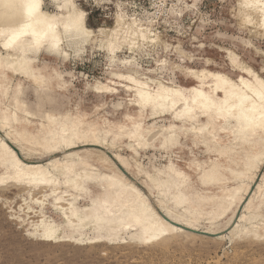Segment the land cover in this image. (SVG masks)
I'll return each instance as SVG.
<instances>
[{"label":"bare ground","instance_id":"1","mask_svg":"<svg viewBox=\"0 0 264 264\" xmlns=\"http://www.w3.org/2000/svg\"><path fill=\"white\" fill-rule=\"evenodd\" d=\"M28 2L0 0V69L30 81L37 100L36 110H27L25 101L21 100L23 89L18 85L10 93L4 84L7 78L0 76V187L23 185L32 193L47 192L54 197L53 209L60 222L43 218L38 224L43 231L41 237L56 243L96 245L121 244L127 237H134L138 244H155L184 233L181 229L198 232L197 222L206 203H200L204 200L199 198L201 201L196 206L191 204L195 207L186 212V179L172 164L156 167L149 163L151 170L148 171L139 160L132 166L118 157L115 163L104 151H100L97 161L90 162L93 151L87 149L96 147L108 151L116 147L118 139L125 138V150L140 156L150 148L167 152L176 147L180 137H191L196 147L216 157L227 155L228 167L222 168L211 161L196 165L200 183L209 188L223 185L224 180L235 184L226 195L212 202L210 227L230 211L226 222L228 232L224 235L249 244L264 243V191L261 190L264 176L253 194L243 199L251 183L249 162L264 155V119L261 118L264 78L232 53L228 55L231 65L241 74L237 80L205 69L188 70L189 77L197 83L190 89L156 78L141 79L137 68L126 75L111 73L132 97V106L151 124L146 129L134 124L125 130L122 127L92 130L78 118L60 113L63 101L49 96L45 89L63 91L67 86L64 82H42L33 73L34 59L40 53L63 61L80 57L87 44L99 36V40L96 38L99 47L113 62L123 48L133 54L149 44L155 45L158 37L135 19L121 15L116 16L112 29L92 31L86 26L85 17L80 24L76 23L83 12L75 0H51L52 13L46 12L43 0H39L38 12L29 17ZM238 15L242 25L252 26L257 36L264 37V0H239ZM49 23L52 29L48 28ZM28 24L32 26L27 29L29 35L9 47L4 46ZM32 31L39 34V45ZM119 62L132 65L131 61ZM92 90L100 97L116 93L99 82ZM141 93L147 103L141 102ZM166 118L171 119L169 124L159 126L157 122ZM29 119L39 121L36 137L27 133L26 129L32 125ZM222 136L228 140L223 148L218 142ZM235 151L241 152L238 160L232 157ZM36 153L40 158H33ZM58 155L62 157L56 159ZM42 157L49 161L43 164ZM236 167L241 169V178L234 176ZM129 175L134 183L128 181ZM207 233L215 235V240L224 236L222 232Z\"/></svg>","mask_w":264,"mask_h":264},{"label":"rangeland","instance_id":"2","mask_svg":"<svg viewBox=\"0 0 264 264\" xmlns=\"http://www.w3.org/2000/svg\"><path fill=\"white\" fill-rule=\"evenodd\" d=\"M238 1L75 0L90 30L112 29L116 16L121 15L126 19H135L143 28L152 30L158 37L157 43L149 44L133 54L123 48L111 62V57L99 47L100 38L96 36L77 58L63 61L40 53L31 64L33 73L42 78V82H64L67 88L63 91L47 87L45 90L48 95L63 101L60 113L78 118L92 130L119 127L125 130L134 124L146 129L151 123L140 116L130 102L132 97L123 91V87L119 86L123 84L117 83L119 81L114 80L111 73L126 75L137 68L141 79L156 78L190 89L196 87L197 83L189 77L188 70L205 69L237 80L241 74L231 65L228 55L232 53L234 58L264 78V37L257 36L252 26L242 25ZM43 9L48 13L54 11L51 0H43ZM121 60L131 61L132 65L120 64ZM2 75L7 78L4 84H7L9 92L12 93L19 85L24 91L21 100L25 101V108L35 111L37 100L32 85L28 83L30 81L0 69ZM97 82L114 89L116 93L104 97L95 95L92 87ZM170 121L166 118L157 123L167 126ZM28 122L32 125L26 129L27 133L36 137L38 119H29ZM222 137V141L219 139L218 142L223 148L228 145V140ZM116 143V147L108 151L87 148L93 151L90 162L97 161L100 151H104L106 156L113 157L115 163L118 157L132 166L139 160L148 171L151 170L149 163L156 167L172 164L186 179V212L201 200L204 201L200 203H206L197 222L199 231L181 229L184 233L155 244H138L134 237H127L121 244L109 245L51 242L41 237L43 231L38 224L43 218L60 222L53 209L54 197L47 192L32 193L23 185L2 184L5 187H0V264H264V243L249 244L246 240L224 235L228 232L226 222L230 211L210 227L212 202L224 193L226 195L235 184L224 180L223 185L209 188L200 183L201 175L195 167L210 161L222 168L228 167L227 155L216 157L206 149L196 147L197 143L191 137H180L176 147L167 152L150 148L140 156L125 150V138L118 139ZM234 153L233 159L238 160L241 152ZM36 154L33 158H40ZM42 161L44 164L49 160L42 157ZM234 172L237 178L242 177L240 167H236ZM263 176L264 172L258 169L243 199H248L247 194H253ZM127 177L128 181L134 183L132 176ZM206 231L222 232L224 236L221 240H215L216 236Z\"/></svg>","mask_w":264,"mask_h":264},{"label":"snow or ice","instance_id":"3","mask_svg":"<svg viewBox=\"0 0 264 264\" xmlns=\"http://www.w3.org/2000/svg\"><path fill=\"white\" fill-rule=\"evenodd\" d=\"M27 9H28V15L29 17H31L33 15V13L38 12L40 4H39V0H29L28 4L26 5ZM84 18V13H80L79 17L77 18L76 23L80 24L83 21ZM32 26L30 24L25 25L23 28H21L18 32L14 33L7 44H5V47H9L10 45H12L13 43H15L16 41L20 40L21 37L27 36L29 35L27 29L31 28ZM48 28L52 29L53 25L51 23L48 24ZM81 31L83 30L82 28L80 29ZM31 35L33 37H37L36 39V44L39 45V34L36 31H32ZM261 86L262 89H264V81L261 82ZM150 99V98H149ZM141 102L142 103H147V101L145 100L144 94L141 93ZM246 118V117H245ZM262 119H264V115H262L261 117ZM5 131H7V126H5ZM8 154H11V150H8ZM260 170L262 172H264V155L255 157L253 160H251L249 162L248 165V179L251 180L253 174H255L257 172V170ZM261 190L264 191V183H261Z\"/></svg>","mask_w":264,"mask_h":264}]
</instances>
